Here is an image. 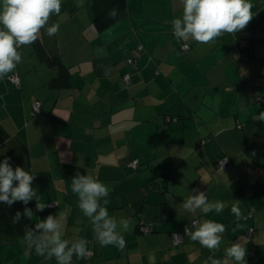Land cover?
<instances>
[{
  "label": "crops",
  "instance_id": "obj_1",
  "mask_svg": "<svg viewBox=\"0 0 264 264\" xmlns=\"http://www.w3.org/2000/svg\"><path fill=\"white\" fill-rule=\"evenodd\" d=\"M92 1L62 0L60 14L48 21L59 31L40 32L70 68V87L48 85L58 70L33 44L18 49L22 62L0 80V154L12 160L27 151L25 169L36 175L40 202L56 203L37 211V201H30L32 220L63 213L64 238H83L93 252L82 264H211L209 257L223 261L237 242L245 245L248 264H264V105L258 102L264 97V0H252L254 16L245 29L210 44L173 35L170 21L182 16V0H127V12L103 31L93 24ZM37 101L42 113L33 117ZM224 157L231 161L219 169ZM77 172L109 186V214L132 226L123 233V250L95 239L71 192ZM194 189L224 202L223 212H186L183 199L197 194ZM233 203L241 209L238 222ZM204 219L225 225L219 248L186 236L174 242L185 226ZM250 228L252 240L245 233ZM0 264L55 260L37 256L23 236L0 232Z\"/></svg>",
  "mask_w": 264,
  "mask_h": 264
},
{
  "label": "clouds",
  "instance_id": "obj_2",
  "mask_svg": "<svg viewBox=\"0 0 264 264\" xmlns=\"http://www.w3.org/2000/svg\"><path fill=\"white\" fill-rule=\"evenodd\" d=\"M182 16L170 21L173 35L178 41L191 38L199 44H210L225 33L235 34L248 25L254 16L252 0H182ZM62 0H0V80L12 73L22 62L18 51L22 45L34 44L40 37L41 29L49 37L59 31V24H48L52 15L61 12ZM110 15L116 17L115 9ZM34 174L29 170L15 168L4 158L0 161V204L11 207L22 202L24 212L17 211L12 223L20 222L22 215L32 219L33 211L27 207L35 199L37 211L49 207L41 203L33 187ZM71 192L78 198V208L92 225L95 239L101 246H114L123 250L126 245L123 233L131 229L128 219H117L109 214L110 188L90 174H77L71 179ZM183 199L186 212L199 210L205 216L209 213L221 214L225 208L222 201L209 200L205 191L194 189ZM238 201V200H237ZM231 213L236 221L242 219L239 203H233ZM63 213L49 214L46 219L25 227L23 243L32 248L37 256L55 260V264H73V257L83 260L89 255L88 241L83 238L74 240L64 238ZM225 225L213 219L193 221L185 226L184 234L194 242L209 250L219 248ZM179 236L178 234H176ZM247 249L244 244L232 243L225 249V259L209 257L211 264H248Z\"/></svg>",
  "mask_w": 264,
  "mask_h": 264
},
{
  "label": "trees",
  "instance_id": "obj_3",
  "mask_svg": "<svg viewBox=\"0 0 264 264\" xmlns=\"http://www.w3.org/2000/svg\"><path fill=\"white\" fill-rule=\"evenodd\" d=\"M113 9H115L117 12L116 17L110 15V11ZM91 12L93 16V24L95 25L96 29H98L99 31H103L111 27L115 23H117L121 19V17L127 12V0H93L91 4ZM33 45L35 51L39 54L41 59L46 61L50 66L57 68L58 70V74L50 80L48 85L54 89L70 87L71 71L70 68L64 64L60 55L54 50L50 49V47H48V45L40 37ZM245 46L246 45L241 47L244 48ZM16 86L21 87V78H20V85L16 84ZM258 102L264 105V101H258ZM38 103L39 106L37 109L33 107L31 114L33 117L42 113L41 104L40 102ZM3 159L4 157L0 154V161H2ZM224 159L228 160L225 166H227L231 161L229 157L221 158L217 162V167L219 169L225 167V166H221V161ZM9 161L14 168L16 166L26 168L30 165V156L29 153L25 151ZM17 211H20L21 213L24 212V210L21 208L18 202L13 204L11 207H9L7 204H0V232L5 233L6 235L23 236L25 233L26 226L34 227L35 225L34 221L23 215L20 222L13 224L12 219ZM250 214L252 213L250 212ZM250 230H251V235H248L247 232ZM245 233L247 234L248 239L252 240L253 228L248 229ZM183 235H184V239L180 243H183L185 240L184 232ZM91 255H93V252L89 251V255L86 258H89ZM85 259L78 260L76 257H73V264H82V262Z\"/></svg>",
  "mask_w": 264,
  "mask_h": 264
},
{
  "label": "built area",
  "instance_id": "obj_4",
  "mask_svg": "<svg viewBox=\"0 0 264 264\" xmlns=\"http://www.w3.org/2000/svg\"><path fill=\"white\" fill-rule=\"evenodd\" d=\"M247 41H248L247 39H243V40H241V41H240V45H241V46L246 45V44H247ZM182 48H183L184 50H187V49H188V45H185V44H184V45L182 46ZM129 63H130V64H133V60H132V59H129ZM133 65H134V64H133ZM11 78H12V80H13L17 85H20V78H19V76H17V75H12ZM124 79H125V82H126V83H129V82H130V73H125V74H124ZM258 101H264V97H259V98H258ZM38 106H39V103H38V102L34 103V105H33V107H34L35 109H37ZM227 161H228L227 159L222 160V161H221V166H225V165L227 164ZM137 164H138V160H134V161H132V163H130V166H131L132 168L136 169V168H137ZM48 205H49V207H54V206L56 205V203H55V202H50ZM247 234H248V235H251V230L248 231ZM178 235H179V236H177L176 234L174 235V242H175V243H180V242H182L183 239H184V235H183V233H182V234H178Z\"/></svg>",
  "mask_w": 264,
  "mask_h": 264
},
{
  "label": "rangeland",
  "instance_id": "obj_5",
  "mask_svg": "<svg viewBox=\"0 0 264 264\" xmlns=\"http://www.w3.org/2000/svg\"><path fill=\"white\" fill-rule=\"evenodd\" d=\"M13 83H15L13 80H12V78H11V76H10V78H9Z\"/></svg>",
  "mask_w": 264,
  "mask_h": 264
}]
</instances>
